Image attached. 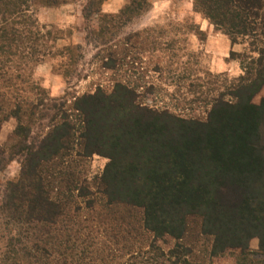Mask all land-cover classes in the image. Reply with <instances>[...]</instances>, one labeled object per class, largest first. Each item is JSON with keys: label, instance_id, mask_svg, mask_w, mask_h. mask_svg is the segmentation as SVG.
<instances>
[{"label": "trees", "instance_id": "1", "mask_svg": "<svg viewBox=\"0 0 264 264\" xmlns=\"http://www.w3.org/2000/svg\"><path fill=\"white\" fill-rule=\"evenodd\" d=\"M192 1L233 43L251 37L263 44L257 56L242 58V74L224 90L188 82V104L202 103L205 117L145 102L154 83L117 79L110 90L98 86L70 103L51 96L34 67L55 52L75 65L80 46L56 50L60 36L35 14L38 0H0V130L10 118L18 122L8 149L0 146V169L21 162L17 179L2 188L1 264H83L94 258L85 251L97 249L84 226L113 231L119 206L141 209L144 232L177 240L169 264H214L189 258L193 249L182 240L192 222L212 238V257L239 250L235 264H264V97L255 101L264 87V0ZM149 4L131 0L122 12ZM122 64L110 57L104 67ZM94 155L108 161L90 178L84 165ZM79 199L97 216L83 220ZM255 237L258 251L250 248ZM79 249V259L68 255Z\"/></svg>", "mask_w": 264, "mask_h": 264}, {"label": "rangeland", "instance_id": "2", "mask_svg": "<svg viewBox=\"0 0 264 264\" xmlns=\"http://www.w3.org/2000/svg\"><path fill=\"white\" fill-rule=\"evenodd\" d=\"M43 1L46 0H38L34 11L38 17L44 9H54L44 14L55 21L40 22L47 24L46 30L58 31L60 38L56 41V50L68 45H78L80 48L75 52V65L67 55L55 52L34 67L33 77L46 89V93L56 98L64 97L68 103L73 96L94 92L98 86L110 90L117 79H122L134 86L140 84L148 87L154 83L155 93L143 99L151 105H167L186 112L193 108L195 115L205 117L202 103L188 104L192 99L188 82H198L207 88L215 86L222 91L225 82L242 74V58L246 55L257 56L255 48L263 45L262 41L253 44L251 37H238V42L233 43L219 31V38L229 40V46L220 39L207 46L206 33L199 31L196 15L190 9L192 0H149L150 4L142 10L124 13L122 11L131 0H127L123 8L115 13L103 11L102 1L104 4L106 0H51L52 5L47 2L49 6H43ZM101 5L102 13L96 14V9H100ZM110 57L123 58V64L117 65L115 70L106 69L104 64ZM67 72L69 76H65ZM184 92L187 93L184 95ZM262 97L264 87L255 101L259 102ZM17 124L15 118L3 123L0 130L1 147L8 149ZM107 161L103 156H92L84 165L85 174L90 178L99 176ZM1 168L0 237L5 235L1 211L2 188L19 176L20 159L15 158ZM79 202L84 207L80 213L83 220L97 216L86 207L83 199H79ZM96 210L106 211L101 205ZM112 216L109 221L115 227L113 231L106 224L99 233L92 227L84 226L83 232L90 231L93 237H97V249L84 253L94 257L90 259L96 258V262L85 259L83 264H169L170 249L176 246L177 240L170 236L155 238L140 229L141 209L119 206ZM104 227H107L106 231H103ZM90 232H84V235L89 237ZM182 242L192 247L191 260L235 264L239 255V250H231L212 257V238L201 236L194 222ZM3 245L4 241L0 238V252L4 249ZM250 248L259 250L257 237L250 241ZM80 251L78 255H74L75 251L68 255L79 259Z\"/></svg>", "mask_w": 264, "mask_h": 264}, {"label": "crops", "instance_id": "3", "mask_svg": "<svg viewBox=\"0 0 264 264\" xmlns=\"http://www.w3.org/2000/svg\"><path fill=\"white\" fill-rule=\"evenodd\" d=\"M127 3V0H106L105 3L103 4V11L110 12V13H115L118 12L123 6ZM190 9H192L193 13L196 15V22L198 24V27L200 31L206 33L207 37V42L206 45L208 46L209 43H212L213 41H217L218 39L222 40L224 45L229 46V40H225L224 37L219 38L220 32L217 31L214 27L213 24H211L207 19H205L200 13L195 12L193 10V1L191 3ZM49 10H54V9H49ZM48 9H44L42 12L39 13V20L43 22H53L55 21L54 19H51L48 17V14H44L49 11ZM221 48H224L221 47ZM223 50V49H222ZM224 51V50H223ZM227 66L228 64L225 63Z\"/></svg>", "mask_w": 264, "mask_h": 264}]
</instances>
